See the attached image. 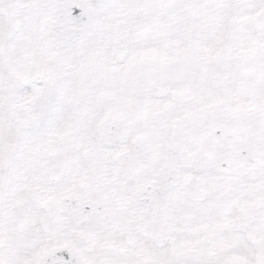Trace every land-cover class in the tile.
<instances>
[{"label":"snow or ice","instance_id":"6c2138e0","mask_svg":"<svg viewBox=\"0 0 264 264\" xmlns=\"http://www.w3.org/2000/svg\"><path fill=\"white\" fill-rule=\"evenodd\" d=\"M0 264H264V0H0Z\"/></svg>","mask_w":264,"mask_h":264}]
</instances>
